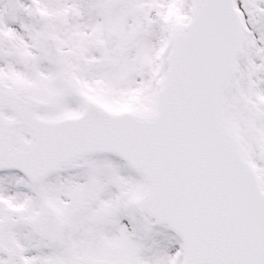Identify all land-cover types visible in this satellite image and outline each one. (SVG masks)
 <instances>
[{
    "label": "snow or ice",
    "instance_id": "6c2138e0",
    "mask_svg": "<svg viewBox=\"0 0 264 264\" xmlns=\"http://www.w3.org/2000/svg\"><path fill=\"white\" fill-rule=\"evenodd\" d=\"M0 264H264V0H0Z\"/></svg>",
    "mask_w": 264,
    "mask_h": 264
}]
</instances>
